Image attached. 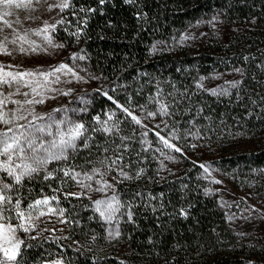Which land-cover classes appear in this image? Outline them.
Wrapping results in <instances>:
<instances>
[{"label": "trees", "instance_id": "trees-1", "mask_svg": "<svg viewBox=\"0 0 264 264\" xmlns=\"http://www.w3.org/2000/svg\"><path fill=\"white\" fill-rule=\"evenodd\" d=\"M69 3L70 7L60 14L64 23L56 24L52 35L63 44L66 61L74 58L97 75L103 85L101 91L77 99L81 103L79 116L89 126L95 118L110 113L116 129L113 133L116 145H111L126 146L119 154L138 171L134 177L138 173L140 176V181L120 191L132 213L118 241L125 246V253L118 255L114 245L105 244L98 250L90 247L92 238L101 234L98 222L88 221L89 207L81 198L68 196L60 197L59 209L72 220L67 222L69 233L80 243L71 246L66 238L52 233H22L25 243L12 264H46L53 259L66 264H253L251 259L262 258L264 231L257 230L246 234L247 237L238 234V229L248 231V221L224 220L222 209L199 179L201 167L187 156L180 158L178 176L169 175L166 169L159 175L150 151L153 146L149 145L156 146L150 140L156 137L149 132L150 138L143 141L136 124L117 104L144 120L153 117L149 113H158L157 102L164 101L167 114L174 110V129L196 119L203 120V125L219 134L213 141L216 151L211 160L212 170L243 180L249 191L264 201V95L244 101V97L238 96V64L247 69L244 80H254L250 70L264 72V54H255V61L248 65L242 63L240 50L245 47L238 46V35L227 43L212 41L193 49L181 47L174 53L162 46L187 25L217 16L230 20L239 16L254 18L257 22L254 37L264 40V0H132L131 3L105 0L103 4L100 0H69ZM212 75L229 82L208 91L204 97H195L197 85ZM259 86L251 84L240 90L254 92ZM173 90H177L178 100L171 101ZM121 137L129 139L122 141ZM136 162L141 165L134 166ZM48 183L51 182L44 179L25 180L14 195L28 205L44 194L51 196ZM249 235L256 236L255 240L261 244H249Z\"/></svg>", "mask_w": 264, "mask_h": 264}, {"label": "rangeland", "instance_id": "rangeland-1", "mask_svg": "<svg viewBox=\"0 0 264 264\" xmlns=\"http://www.w3.org/2000/svg\"><path fill=\"white\" fill-rule=\"evenodd\" d=\"M56 0H47V4H54ZM47 4L41 3L35 6V10H27L24 8L16 9L11 8L13 15L8 17L10 20L19 19L21 21L22 27L17 26L18 29L23 32L24 29L36 30L44 27V21H47L49 25L57 24L56 22L60 19L61 11L59 8H53L48 10ZM31 17V19H28ZM257 22L252 17L239 16L238 19H232L226 16H217L211 18L205 22H196L189 24L185 27L184 31L179 35L172 36L167 44H163L165 51L169 53H174L179 48H190L201 47L203 43H209L212 41H219L221 43H227L229 40H233L238 35V46L244 45V49L241 51L242 63L248 65L251 61H255V54H264V40L254 37ZM259 25V23H258ZM10 29H5V33L10 32ZM52 30H49L48 35L55 44H61L60 41L56 40L52 35ZM251 36V39H248ZM29 39L36 41L42 47L44 45L42 36H36L29 33ZM249 43V44H248ZM13 47L9 45V48ZM239 53V51H238ZM63 47L62 48H48L47 51L29 52L28 54H23L20 52H13L12 55H0V64L3 65H13V70L19 71H49L61 63L66 64L68 67L72 68L73 71L80 77L77 79L71 73H57L60 77L59 83H53L51 87L54 91H49L45 94V102L43 104L34 105L35 112L45 116L44 120H37L36 124L43 127L46 123L51 124V128L48 129L52 131L53 134L56 133V125L60 124V130L64 131L72 123H83L82 118L79 116L80 98L83 94H87L93 91H101L103 85L100 82L97 75L89 71L86 67L79 64L74 58H71L68 62L64 58ZM257 65L258 62H255ZM244 65L238 64V96L247 98H252L253 96L264 95V72L259 70L258 73H253L250 70L251 75H255L252 78L245 79L247 76V69L243 67ZM7 70V69H6ZM50 79H55L54 77ZM223 77L212 75L206 80H203L201 84L197 85L195 89V97H204V94L208 91L223 87L224 83H228ZM251 84H260L259 88L252 92L250 89L245 92L240 90L243 86H248ZM8 91V89H5ZM22 91H28V89H22ZM68 92L70 94L64 95L63 93ZM245 93V94H244ZM171 101L178 100L177 90H173L170 93ZM16 99H23L22 96H17ZM186 100H194L193 98H185ZM242 102V100H239ZM166 102H157V107L159 112L153 115V117H148L143 120L142 117H138L142 121V125L136 124V129L138 130L139 136L142 137L143 141H148L149 132L153 133L156 138H150V140L156 142V146H153L150 150L154 157V165L158 168L159 175L166 169L169 175L177 174L179 175L180 170V158L185 155L189 158V161L195 163L196 165H204L201 167V172L199 179L205 184V190L209 196L216 202V204L222 209L225 221H248L249 229L248 231H243L238 229V234L244 235L250 234L257 230L264 231V201L258 199L254 194H252L248 185L244 184L243 180H234L225 173H218L212 170L211 160L213 159L214 152L216 151V144L213 141L219 137V134L215 130H209L206 125L202 124L201 119H196L194 122L189 123L183 127H177L174 129V110L171 109V114H163L161 112V105L166 108ZM9 108L14 107V105L9 104ZM59 110V111H56ZM167 110V108H166ZM51 116V120L48 117ZM110 113L106 114L104 118H99L101 123L97 122V119L93 121L92 124L85 127L88 129V135L92 137L89 141L90 147L88 149L80 148L76 153H71L70 161H52L48 164V171L53 169H58L67 164H71L76 167V171L84 172L90 171L93 167H101L97 162L98 159L103 158V156H115V153L111 150L108 153L103 152V147H112L116 145V139L113 137L114 130L113 126L114 118L109 120ZM141 116V115H140ZM32 117H29L31 120ZM53 121L55 123H53ZM66 121L67 123H61ZM19 124H27L28 121L21 120ZM101 124L104 127H112V133L109 135L103 131H93V129L101 128ZM158 126V127H157ZM7 126L0 124V130L5 129ZM14 127V125H13ZM23 131V129H21ZM147 135H143V133ZM159 133L160 136L168 139L169 143L174 145L175 148H179L180 151H175V148L169 149L163 145L159 140V137L155 133ZM35 136L40 137L41 133H34ZM101 136L102 138H98ZM52 137L43 135L42 141L37 140V143L44 142L47 144ZM103 139V142H98ZM106 141L108 144H106ZM115 141V142H113ZM78 145L83 144V140L77 141ZM112 144V145H111ZM95 145V146H94ZM97 145L101 147L98 149ZM108 145V146H107ZM115 147V146H114ZM84 154V155H82ZM122 165H125L123 170L128 173L131 179H123L117 175L119 169L111 171L108 173L106 179L109 183L114 185L113 190H107V195L104 193L96 192L92 190H86L80 187L74 180L70 177H64L62 172H54V178L45 180L48 183L49 195L56 196L57 201H52L51 204L54 208L59 209L60 207V197H68V193H85L81 195V198L89 207V219L88 221H97L98 226L101 229V234L92 238L91 246L98 250L102 245H114L117 248V254L122 255L125 253V246L118 241L121 238L120 233L124 229L125 224L130 221L127 212H131L129 204L123 199L121 194V189L129 184L138 182V174L134 177V168L131 166L130 161L122 158ZM136 167L141 165V162H136L133 164ZM166 167V168H165ZM205 168L207 171H205ZM6 175L0 173V176ZM44 173H40L38 178L35 179H25V180H43ZM112 177H116L113 180ZM157 177L160 179L161 176ZM96 179H99L97 177ZM117 181H119L117 183ZM140 181V180H139ZM218 181V183H217ZM85 183H91L93 189L98 187L93 181H85ZM153 183V182H149ZM53 189H58V191H53ZM116 195L122 205L119 212H117L110 222H106L103 218L99 216V213L94 211V201L98 199H108L113 195ZM46 195V194H44ZM37 199H43L45 196ZM15 197V195H14ZM73 197V196H70ZM36 199V200H37ZM27 206L26 201H22L21 207L25 208ZM64 219L66 221H72L67 216L59 217L57 215H45L39 220L35 221L36 228L35 231H31L25 234L22 231L17 232V236L22 239V233L25 235H36L38 233H52L60 238H66L71 242V246L78 245L79 240L74 235H71L68 230V223H61L60 220ZM16 224V220L11 221ZM118 231L119 235H115ZM113 233L111 236L109 233ZM256 236L249 235V244L260 245L261 242L255 240ZM261 247V246H260ZM258 247V249L260 248ZM261 256V254H260ZM262 258L258 260L251 259L250 262L253 264H264V250L262 251ZM0 259H2V254H0ZM66 264L61 259H53L48 261L46 264ZM6 264H12V262H6ZM143 264V263H137Z\"/></svg>", "mask_w": 264, "mask_h": 264}, {"label": "snow or ice", "instance_id": "snow-or-ice-1", "mask_svg": "<svg viewBox=\"0 0 264 264\" xmlns=\"http://www.w3.org/2000/svg\"><path fill=\"white\" fill-rule=\"evenodd\" d=\"M104 2L105 0H100L101 4ZM125 2L131 3L132 0H125ZM41 3L47 4V0H0V55H12L13 52L28 54L29 52L35 53L41 50L47 51L48 48L63 47V44H55L48 35L50 29L55 31V24L49 25L47 21H44L43 28L34 31L24 29L21 32L17 27H22L21 21L18 18L8 19L13 15L10 10L13 7L35 10V6ZM69 7V0H56L54 4H47L48 10L59 8L61 12ZM81 11H95V9H81ZM28 19H31V17ZM56 23L63 24L64 20L60 19ZM5 29L11 31L5 33ZM30 32L33 35L42 36L43 47L36 41L29 39ZM9 45L13 47L9 48ZM13 67V65L0 64V124L7 126L5 129L0 130V173L6 174L0 176V254H2L0 264L16 261L20 256L21 246L24 245L25 241L17 236L18 231L25 234L35 231V221L45 215L64 216L63 209L54 208L51 204L54 200L58 203L56 196L37 199L22 208V200L19 195L14 197V192L19 193L20 188L24 186L25 179H35L39 177L40 173H44L43 179L49 180L54 178V172L59 171L63 173L64 177H70L83 189L101 192L106 196L107 190L111 189L114 192V185L106 179L109 172L119 169L118 176L123 179L132 178L123 170L125 165L121 163L122 156L119 153L121 148L126 147L124 145H117L114 148L103 147L104 153L111 150L115 153V156H103L97 161L101 167H93L90 171H76V167L71 164L48 171L47 166L50 162L70 161L71 153L78 152L81 147L88 149L92 137L88 135V129L83 123H72L64 131H61L60 124H57V131L53 134L52 131L48 130L51 128V124L46 123L43 127L36 124L37 120H44L45 116L36 113L34 105L43 104L45 94L54 91L51 85L60 82L57 73H71L77 79H80V77L72 68L63 63L49 71H19L13 70ZM52 77L55 79H50ZM25 88L28 91H22ZM5 89H8V91H5ZM63 94L68 95L70 93L65 92ZM17 96H22L23 99H16ZM113 103L116 102L113 101ZM9 104L14 105V107L9 108ZM117 107L127 113L135 124L143 126L142 121L129 112L128 109L119 104H117ZM161 112L167 114V110L163 105H161ZM149 115L155 114L149 113ZM30 116L32 117L31 120H29ZM48 119L51 120V116ZM96 119L98 123H101L99 117ZM111 119L110 115L109 120ZM21 120L28 121V123L21 125L18 123ZM53 123L55 122L53 121ZM61 123L67 122L62 121ZM93 131H103L110 135L112 127H104L101 124V128L93 129ZM34 133H41V136L37 137ZM155 134L165 147L175 148L174 145L169 143L168 139L160 136L158 132ZM43 135L50 136L52 139L47 144L44 142L37 143V140L42 141ZM143 135H147V133L145 132ZM127 139L129 138L121 137L122 141ZM78 140H83L82 146L77 144ZM100 147V145H97L98 149ZM175 151L179 152L180 149L175 148ZM201 167L204 168L205 166L201 165ZM205 171H207L206 168ZM97 177L99 179H96ZM112 179L116 180V177H112ZM6 180L10 182H5ZM93 180L98 185L94 189L91 183H85V181L90 182ZM53 191H58V189H53ZM84 194L82 192L66 195L79 199ZM93 203L95 206L94 211L99 213V216L106 222L112 221L115 214L124 207L115 194L111 198L98 199ZM127 215L131 220L132 213L129 211ZM181 215H185V213L181 211ZM12 220H16L17 223L13 224ZM60 222L67 223L68 221L61 219ZM112 234L109 233L110 236ZM115 235H119L118 231ZM35 238L32 237V239ZM57 264H60V262L57 261Z\"/></svg>", "mask_w": 264, "mask_h": 264}]
</instances>
